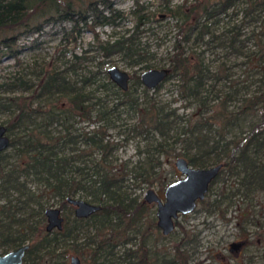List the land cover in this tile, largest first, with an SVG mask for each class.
Listing matches in <instances>:
<instances>
[{
    "label": "trees",
    "instance_id": "1",
    "mask_svg": "<svg viewBox=\"0 0 264 264\" xmlns=\"http://www.w3.org/2000/svg\"><path fill=\"white\" fill-rule=\"evenodd\" d=\"M132 1L134 22L131 28L111 40L100 42L94 30L113 26L115 20L122 18L111 0H0V58L17 60L16 43L21 32L37 33L44 24L69 23L70 38L82 29L90 32L96 42V50L104 57L117 55L129 65L146 63L148 50L141 46V38L151 28H144L148 20L143 14L146 7L138 0ZM163 1L166 14L175 20L168 56L169 73L165 80L176 77L177 99L193 106L192 114L186 117L182 126H177L181 118L174 109L165 111L151 98H144L141 103L129 92V86L122 92L103 71L105 82L97 85L96 89L100 88L104 94L114 97L115 101L109 105L105 99L107 95L96 96L90 89L101 75L98 70L81 74L78 87L66 78L68 71L74 73L75 61L80 62L81 58L77 56H73L75 61L68 63L63 71L44 70L32 98L49 101L47 109H33L31 102L13 99L17 101L13 106L16 114L5 127L9 135L13 127L22 126L20 129L24 134L9 139L8 148L15 150L18 164L6 172L0 167V193L16 191L20 199L24 198L21 205L17 199L18 206L13 211L12 206L0 209L4 218L0 220L2 254L28 244L21 264H67L66 250L58 251V248L71 237L70 232L81 233L86 228L90 230L83 234L84 247L78 250L81 264H122L132 258L134 264H149L143 245L134 252L125 247L130 240L124 237L142 218L148 205L144 202L136 205L130 200L125 193L124 182L128 177L148 182L150 170L159 166L153 153L183 158L194 168L221 164V170L207 191L226 171L237 178L239 188L247 196L258 194L264 199V79L261 80L263 88L244 97L238 111L228 110L226 106V102L238 94L234 86L225 98H215V105L210 104L212 100L206 94L208 82L219 80L225 63L230 60L233 65L243 66L248 71L257 70L264 78V0H192L191 4H181L173 9L169 7L168 0ZM205 53L211 56L223 53V56L209 60ZM214 62L217 64L215 69ZM128 82L141 84L139 76L134 75ZM0 88L8 92L17 88L29 90V86L20 79L4 83ZM54 96L65 100L62 110L51 103ZM119 108L138 114V120L131 128L136 135L146 137L151 133L158 138L156 148H146L142 159L131 167L128 160L113 163L117 148L109 142L107 135L111 120L117 119L116 113L119 112L116 110ZM6 109L7 106L0 105V110ZM206 111L211 113L205 116ZM35 115H42L48 124L57 123L62 115H66V118L62 117L66 121L77 119L99 125L80 131L69 125L62 127L58 134H52L35 126L34 120L26 124ZM248 115L255 116V122L248 130L229 136L228 132L240 126L243 117ZM212 126L216 139L210 143L204 131ZM170 139L172 144L178 142L183 147L174 152L167 143ZM28 179L39 185L38 197L26 188ZM46 195L56 196L61 208L67 204L65 199L70 197L86 198L100 210L85 219L72 217L71 227L64 220L61 231L46 233L43 216L46 208L41 202V197ZM198 203L204 204L203 201ZM31 205L34 208H28ZM213 206L210 203L207 208ZM259 216L264 221V209ZM241 217L243 222H254L253 214L242 213ZM149 227L157 230L153 221ZM258 228L262 229L258 235L264 240V225ZM244 235V238L248 237L241 229L240 236ZM198 243L197 234L190 235L189 231L181 230V238L170 253L163 254L159 264L190 263ZM117 247L122 250L119 256L114 252ZM215 264L225 263L215 260Z\"/></svg>",
    "mask_w": 264,
    "mask_h": 264
},
{
    "label": "rangeland",
    "instance_id": "2",
    "mask_svg": "<svg viewBox=\"0 0 264 264\" xmlns=\"http://www.w3.org/2000/svg\"><path fill=\"white\" fill-rule=\"evenodd\" d=\"M111 1L113 7L122 15V18L115 20L113 26L97 27L94 30L97 40L100 42L111 40L114 36L124 33L131 28L134 22V16L131 13L133 8L132 0ZM168 2L169 7L173 9L181 4H191L192 0H168ZM138 3L146 7L143 14L147 15L148 20L144 28H151L150 31L142 35L143 37L141 36V46H145L148 50V54L146 55L147 61L143 64L129 65L117 55H111L109 58L104 57L101 52L96 50V42L90 32L82 29L78 33L75 32L72 38H70L71 25L69 23L44 24L37 33L28 34L21 32L16 43L18 49L17 60L15 61L7 57L0 58V87L4 83L20 79L29 86V90L17 88L8 92L0 88V105L8 107L6 110H0V126L6 127L13 120V116L16 114L13 106L17 101L25 100V102H31V108L33 109L46 110L48 107L46 104L49 101L43 98L33 99L32 92H37L36 85H38V80L42 77L44 70L63 71L68 66V63L75 61L73 56H77L81 60L78 63L75 61L74 73L68 71L66 78L71 84H75L76 87L79 86L78 81L81 74L97 70L101 74L110 67H116L120 71L126 72L129 77L133 75L139 76L142 72L149 69H169L168 56L170 54L172 27L175 20L166 14L163 0H138ZM214 56L218 58L223 56V53H218ZM214 56L205 53L206 59L211 60L215 58ZM232 62L230 60L225 63L222 73L223 77L220 74L221 78L215 81V83L212 81L208 82L206 94L212 100L210 104L215 105L217 101L214 104V99L223 98L225 94L227 96L232 90L231 87L234 86L238 94L228 100L226 106L228 110L238 111L241 100L244 97L251 96L263 88L261 80L264 78L260 76L261 73L257 70L248 71L243 66L233 65ZM216 65L214 62L213 69H215ZM104 82L103 74L99 75L97 84L90 87V89L95 91L94 95L99 97L107 95L104 94L102 89H96L97 85H101ZM175 85L176 77H172L165 80L158 89L155 88L154 90L143 92L144 87L141 84L131 85V82H128L129 92L134 97H137L141 103L144 98H151L153 102L163 107L165 111L174 109L176 114L181 118L177 126H182L186 117L191 115L194 109L193 106H188L184 101L177 99ZM113 98L111 94L105 96L109 105L115 101ZM13 99L17 101H13ZM64 102L63 98H58L57 96H54L51 100L56 109L60 110L63 109ZM116 111L119 112L118 114L116 113V116L118 115L117 119L111 120V128L107 130L109 142L117 148L113 155L116 161L113 163L119 164L128 160V166L131 167L138 160L142 159L143 151L146 148H156L158 138L151 133H148L145 137L136 135L132 131L133 124L138 120L137 113L126 112L123 108H119ZM210 113L206 111L204 115L206 116ZM63 116L64 118L67 117L66 115H62L59 122L48 124L42 115H35L32 119H28L26 124H30V121L34 120L35 126L38 125L42 131L45 130L52 134H58L62 131V127H68L69 125L76 131L86 130L85 128L91 129L95 125H99V123L80 122L77 119L66 121V119H62ZM254 119V115L243 117L240 126L228 132L229 136L247 131L251 124L255 122ZM20 127H13L11 134H6L8 138L12 139L22 136L24 132ZM214 130L215 128L212 126L204 131L210 143L216 139ZM172 142V139H170L167 143L170 145V148H174V152H178L179 148L183 147L181 143L172 144ZM78 148L84 147L79 146ZM153 154L159 166H155L150 170L151 172L149 171L148 182L142 183L139 179H132L131 177H128L124 182L126 195L136 205L143 203V196L147 190L154 191L159 198L163 199L162 194L165 186L180 177V174L173 167L176 158L158 153ZM17 164L18 159L14 149L7 148L1 153L0 167H2L3 172L8 171ZM207 167L210 166H206L205 168ZM20 180L22 181V179ZM237 181L236 177L230 176L226 171H223L211 185L209 191H207L202 200L204 204L197 203L194 211L188 215L180 216L176 220L177 226L174 227L173 232L167 237H162L157 230L150 229L149 223L153 221V224H155V205H148L142 218L136 221L134 227L124 237L130 240L125 247L134 252L140 245H143V251H146L149 256L148 263L159 264V260L163 254L170 253L171 248L181 238V230H185L189 231L190 235L197 234V240H199L196 253L191 256L192 258L188 264L196 262L215 264V260H219L215 259V255L217 258L226 260L225 264H264V240L258 235L263 232L258 227L259 225H264V221L259 216L264 209V199L258 194H255L253 197L247 196L245 191L239 188ZM26 188L35 196H39L40 187L35 182L28 179ZM237 188L239 190L236 192ZM23 198L21 197L20 199L16 191L10 190L2 194L0 193V209L3 207L10 209L12 206L11 209L13 211L18 206L19 199V204H22ZM82 200L88 202L86 198H82ZM41 202L44 208H58L60 215L66 221L65 223L71 227L73 217V208L71 206L65 203L66 205L61 208L58 198L50 195L42 196ZM210 203H213L214 206L207 208V205ZM31 207L34 208L33 205L28 208L31 209ZM242 213L247 215L253 214L254 222L247 223V220L243 222ZM0 220H4L1 215ZM241 229H244L248 234L247 238H244L245 235L243 237L240 236ZM89 230L83 228V232L81 233L70 232L71 237L63 242L62 247L58 248V251L66 250L67 264H69V258L73 256L78 257L82 263L78 250L80 251L84 247L85 238H83V234L85 235ZM233 242H243L242 249L239 250L240 252L238 251L239 254L234 255L228 252V246ZM2 251L0 248V255ZM114 252L116 256H119L122 250L120 247H117ZM134 263L135 260L132 258L124 261L122 264Z\"/></svg>",
    "mask_w": 264,
    "mask_h": 264
},
{
    "label": "water",
    "instance_id": "3",
    "mask_svg": "<svg viewBox=\"0 0 264 264\" xmlns=\"http://www.w3.org/2000/svg\"><path fill=\"white\" fill-rule=\"evenodd\" d=\"M166 68L149 69L139 75V81L146 90H154L168 76ZM106 74L122 92L127 91L129 75L116 67H110ZM9 146V138L4 126H0V153ZM180 177L169 184L163 190V199H160L152 190H147L143 200L147 204L155 205L156 227L163 236H168L174 230V221L179 216L190 214L196 208L197 202L204 199L208 187L221 170V164L207 168H194L188 165L183 158H177L173 164ZM65 202L74 208L73 215L77 219H85L100 210L99 206L88 203L82 199L67 197ZM45 218L44 231H61L63 218L58 208H46L43 210ZM243 242L229 244V252L238 253ZM28 244H23L15 249L0 255V264H21ZM69 264H80L77 257H70Z\"/></svg>",
    "mask_w": 264,
    "mask_h": 264
},
{
    "label": "flooded vegetation",
    "instance_id": "4",
    "mask_svg": "<svg viewBox=\"0 0 264 264\" xmlns=\"http://www.w3.org/2000/svg\"><path fill=\"white\" fill-rule=\"evenodd\" d=\"M169 184V183H168ZM161 199V198H160ZM143 202H144V200H143ZM145 203V202H144ZM198 203V202H197ZM147 204V203H146ZM147 205H154V204H147ZM197 205V204H196ZM70 206V205H69ZM72 207V206H71ZM73 208V207H72ZM73 211H74V208H73ZM154 216H155V214H154ZM62 217V216H61ZM73 217H74V215H73ZM180 217V216H179ZM178 217V218H179ZM63 218V217H62ZM75 218V217H74ZM77 219V218H76ZM63 221H64V219H63ZM176 221H174V223H175ZM155 223H156V219H155ZM155 227H156V224H155ZM156 229H157V231H158V233L162 236V237H167V236H163L162 234H161V232H160V230L156 227ZM242 249V247H240V249L239 250H241ZM238 250V251H239ZM228 252H229V246H228ZM240 252V251H239ZM229 253H231V252H229ZM234 254V253H233ZM237 254V253H236ZM236 254H234V255H236ZM239 254V253H238ZM78 258V257H77ZM79 259V258H78ZM215 259H219V260H217L218 262H220V263H225V261L226 260H223L222 258H217V256L215 255ZM80 261V260H79ZM80 264H81V262H80Z\"/></svg>",
    "mask_w": 264,
    "mask_h": 264
}]
</instances>
